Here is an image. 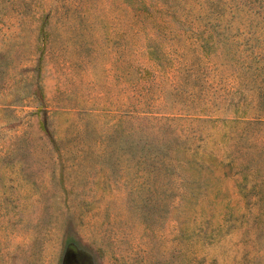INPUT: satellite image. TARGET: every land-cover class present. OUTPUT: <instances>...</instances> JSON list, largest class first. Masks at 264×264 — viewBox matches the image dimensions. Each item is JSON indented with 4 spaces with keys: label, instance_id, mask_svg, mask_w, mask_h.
I'll return each mask as SVG.
<instances>
[{
    "label": "rangeland",
    "instance_id": "1",
    "mask_svg": "<svg viewBox=\"0 0 264 264\" xmlns=\"http://www.w3.org/2000/svg\"><path fill=\"white\" fill-rule=\"evenodd\" d=\"M0 264H264V0H0Z\"/></svg>",
    "mask_w": 264,
    "mask_h": 264
}]
</instances>
